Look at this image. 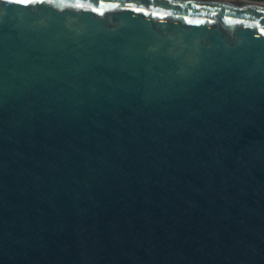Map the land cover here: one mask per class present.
<instances>
[{
	"label": "water",
	"instance_id": "1",
	"mask_svg": "<svg viewBox=\"0 0 264 264\" xmlns=\"http://www.w3.org/2000/svg\"><path fill=\"white\" fill-rule=\"evenodd\" d=\"M0 264H264V2L0 0Z\"/></svg>",
	"mask_w": 264,
	"mask_h": 264
},
{
	"label": "crops",
	"instance_id": "2",
	"mask_svg": "<svg viewBox=\"0 0 264 264\" xmlns=\"http://www.w3.org/2000/svg\"><path fill=\"white\" fill-rule=\"evenodd\" d=\"M250 1L264 2V0H250Z\"/></svg>",
	"mask_w": 264,
	"mask_h": 264
}]
</instances>
